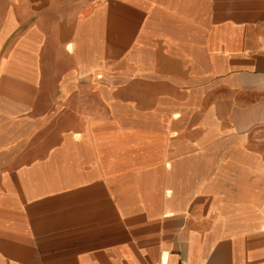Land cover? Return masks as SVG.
Wrapping results in <instances>:
<instances>
[{
  "label": "crops",
  "instance_id": "1",
  "mask_svg": "<svg viewBox=\"0 0 264 264\" xmlns=\"http://www.w3.org/2000/svg\"><path fill=\"white\" fill-rule=\"evenodd\" d=\"M264 264V0H0V264Z\"/></svg>",
  "mask_w": 264,
  "mask_h": 264
},
{
  "label": "built area",
  "instance_id": "2",
  "mask_svg": "<svg viewBox=\"0 0 264 264\" xmlns=\"http://www.w3.org/2000/svg\"><path fill=\"white\" fill-rule=\"evenodd\" d=\"M160 264H168L167 262H161Z\"/></svg>",
  "mask_w": 264,
  "mask_h": 264
}]
</instances>
